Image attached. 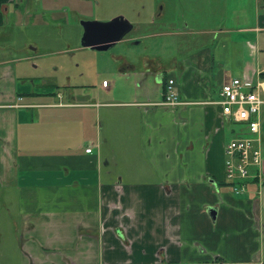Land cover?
<instances>
[{
	"label": "crops",
	"instance_id": "0c3cea01",
	"mask_svg": "<svg viewBox=\"0 0 264 264\" xmlns=\"http://www.w3.org/2000/svg\"><path fill=\"white\" fill-rule=\"evenodd\" d=\"M54 1L0 0V28L68 25ZM246 6L233 1L236 26L225 25V7L216 26L152 32L209 35L177 43L166 60L156 51L138 65L112 49L118 41L76 46L86 66L100 59L131 80L118 99L102 78L104 93L89 101L73 92L24 101L11 60H0V186L17 197L21 264H264V104L259 176L236 194L224 178L230 121L215 103L223 82L255 80L264 66V0ZM169 79L184 103L161 104Z\"/></svg>",
	"mask_w": 264,
	"mask_h": 264
},
{
	"label": "rangeland",
	"instance_id": "374dc122",
	"mask_svg": "<svg viewBox=\"0 0 264 264\" xmlns=\"http://www.w3.org/2000/svg\"><path fill=\"white\" fill-rule=\"evenodd\" d=\"M233 1L57 0L50 8L54 10L57 6H67L69 24L41 22L19 28L12 25L0 28V60H11L10 65L15 69L16 92L24 96V101H28L31 96L42 100V96L54 95L56 92L62 94L63 100H67L73 92L76 100L89 101L92 99V94L104 93L100 88L102 78H106L110 84L113 81L116 83L113 94L114 98L118 99V93H121L125 86L129 87L127 84L131 80L118 78L113 71L115 66H110L106 61L98 59L96 63L87 66L82 62L81 58L85 56L82 51L86 49H75L81 44V20L104 21L116 15H123L134 23V30L129 31L112 49L123 53L132 52L138 60L137 64L140 65L141 55L143 57L159 51L166 60L177 43L184 45L193 39H205V43L209 42V35L194 34L176 38L170 34L152 35L155 30L168 31L182 28L187 21L195 29L209 25L213 27L218 20L222 23L225 21V18L219 15V9L225 7H228L225 25L236 26L237 21L231 12ZM241 1L244 7H247V0ZM39 4L42 6L41 1L38 2ZM201 13L212 15V19H205L200 15ZM242 20L246 21L247 18ZM242 20L240 24L243 23ZM125 38L129 40H124ZM83 71L85 74L82 73ZM90 74L93 79H90ZM92 81L96 84L95 88L89 85ZM109 111L111 119L117 120L118 109L111 108ZM96 124L100 126L99 120ZM227 127L229 132L226 133L225 140L228 142L243 128V124L230 122ZM17 209V197L13 187L0 186V264H21V229Z\"/></svg>",
	"mask_w": 264,
	"mask_h": 264
},
{
	"label": "built area",
	"instance_id": "2783aa9c",
	"mask_svg": "<svg viewBox=\"0 0 264 264\" xmlns=\"http://www.w3.org/2000/svg\"><path fill=\"white\" fill-rule=\"evenodd\" d=\"M263 73L264 66L255 80L234 77L223 82L219 98L215 101L226 120L243 124L224 148V178L236 194L244 192L250 179L259 176L258 168L262 163L260 112L264 104ZM173 82V79L168 80L161 104L184 103L178 98ZM103 84L106 85L107 81L103 80ZM85 151L90 152L91 148L87 147Z\"/></svg>",
	"mask_w": 264,
	"mask_h": 264
},
{
	"label": "water",
	"instance_id": "95a60500",
	"mask_svg": "<svg viewBox=\"0 0 264 264\" xmlns=\"http://www.w3.org/2000/svg\"><path fill=\"white\" fill-rule=\"evenodd\" d=\"M83 32L80 38L82 46L98 51H105L119 41L132 25L122 15H117L107 21L81 20Z\"/></svg>",
	"mask_w": 264,
	"mask_h": 264
},
{
	"label": "flooded vegetation",
	"instance_id": "af4514ba",
	"mask_svg": "<svg viewBox=\"0 0 264 264\" xmlns=\"http://www.w3.org/2000/svg\"><path fill=\"white\" fill-rule=\"evenodd\" d=\"M127 33H128V32H127ZM127 33H126V34H127ZM126 34H125V35H126ZM125 35H124V36H125ZM124 36H123V37H124ZM123 37H122V38H123Z\"/></svg>",
	"mask_w": 264,
	"mask_h": 264
},
{
	"label": "trees",
	"instance_id": "16d2710c",
	"mask_svg": "<svg viewBox=\"0 0 264 264\" xmlns=\"http://www.w3.org/2000/svg\"><path fill=\"white\" fill-rule=\"evenodd\" d=\"M262 76L264 77V73L262 74Z\"/></svg>",
	"mask_w": 264,
	"mask_h": 264
}]
</instances>
